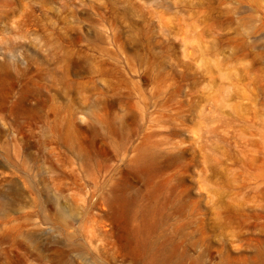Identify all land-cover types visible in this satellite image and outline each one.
Segmentation results:
<instances>
[{
	"label": "rangeland",
	"instance_id": "rangeland-1",
	"mask_svg": "<svg viewBox=\"0 0 264 264\" xmlns=\"http://www.w3.org/2000/svg\"><path fill=\"white\" fill-rule=\"evenodd\" d=\"M0 264H264V0H0Z\"/></svg>",
	"mask_w": 264,
	"mask_h": 264
}]
</instances>
